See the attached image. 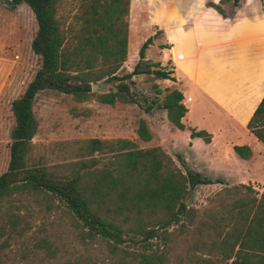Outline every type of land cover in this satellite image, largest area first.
I'll return each mask as SVG.
<instances>
[{"label": "trees", "instance_id": "1", "mask_svg": "<svg viewBox=\"0 0 264 264\" xmlns=\"http://www.w3.org/2000/svg\"><path fill=\"white\" fill-rule=\"evenodd\" d=\"M243 1L205 6L225 18L222 6L235 8ZM0 2L9 9L20 4L29 9L36 27L30 49L39 60L22 94L10 103L11 141L6 170L0 174V264H5L10 239L33 234L31 257L42 250L39 260L49 264H264V186L259 195L248 185L224 186L194 209L184 205L190 190L221 181L182 172L160 147L138 149L125 139L68 142L60 144L73 148L68 160L50 165L33 153L38 124L32 108L38 94H62L76 103L135 104L124 80L140 74L171 80L172 71L143 62L150 38L138 47L132 69L116 76L126 54L128 0H79L66 27L58 16L61 0ZM112 81L117 82L114 91H91V85ZM181 99L172 90L157 104L179 131L186 112ZM246 129L264 146V96ZM189 132L209 143L205 132ZM135 134L142 142L151 139L143 120ZM246 147L232 149L247 159ZM29 203L39 209L36 213L65 219L58 220V228L64 223L73 232L76 244L71 248L78 249L73 261L60 262V247L39 236L42 226L32 228ZM17 255L27 257L19 250Z\"/></svg>", "mask_w": 264, "mask_h": 264}, {"label": "crops", "instance_id": "2", "mask_svg": "<svg viewBox=\"0 0 264 264\" xmlns=\"http://www.w3.org/2000/svg\"><path fill=\"white\" fill-rule=\"evenodd\" d=\"M132 1L128 0L126 49L132 33L128 24ZM150 1L152 16L148 24L155 34L144 35L138 47L150 38L143 62L157 64L162 70L166 64L172 67L171 80L150 76L159 80L164 95L178 91L180 104L186 109L180 119L182 131L168 123L160 108L145 113L142 119L151 138L180 133L187 148L199 152L204 164L237 168L239 174L227 187L260 186L262 191L264 146L248 132L246 124L264 96V0H244L231 16L223 10L225 18L206 7L204 0ZM149 50L153 52L151 59L147 57ZM177 54L181 55L179 60H175ZM92 86L94 91L97 86ZM189 129L208 134L209 143L191 138ZM234 146H247L249 157H238ZM157 147L172 157L170 145L161 143ZM178 153L187 167L184 155Z\"/></svg>", "mask_w": 264, "mask_h": 264}, {"label": "rangeland", "instance_id": "3", "mask_svg": "<svg viewBox=\"0 0 264 264\" xmlns=\"http://www.w3.org/2000/svg\"><path fill=\"white\" fill-rule=\"evenodd\" d=\"M213 1L215 0H204L206 3ZM78 6L79 0H61L58 6V16L65 27L77 11ZM222 9L228 16H231L234 11V7L230 4L222 6ZM151 13L150 0L132 1V11L128 15V24H130L132 33L129 35L130 43L126 49L125 60L116 72L117 77L127 74L135 64L138 42L143 36L155 34L152 25L148 24L152 16ZM35 28L34 18L25 5L20 4L14 9H9L6 4L0 2V174L6 170L8 146L11 141L10 131L13 126V119L10 113V103L22 94L39 64L38 57L30 49ZM152 56L153 52L149 50L147 57L151 59ZM171 68L170 65L166 64L163 69L171 71ZM158 81L150 75H136L132 81H123L135 98L136 105L115 103L113 106H109L93 100L76 103L70 97L62 94H38L32 108L38 124L36 134L31 140L33 153L43 156L45 162L50 165L63 159L68 160L67 152L73 148L69 149L68 147L66 149L65 145L60 147L62 143L96 138L107 141L125 139L132 142L138 149L157 147L161 143L165 147L170 145L172 150L169 153L172 157L169 156L182 172H195L201 177L211 180L222 179L223 184L221 185H198L190 190L185 198V206L200 209L211 194L223 186L233 183L239 171L231 165L222 167L204 164L199 152L187 148L184 137L180 133L156 134L149 142H142L138 139L135 129L138 121L143 120L142 118L145 116L143 109L146 106H152V111H158L157 104L160 103L165 94L161 92L163 88L159 87ZM116 83L115 81L98 83L94 91L96 93L114 91ZM151 102L156 104L151 105ZM170 141L171 143H169ZM178 152L184 155L187 167ZM253 190L259 195L261 187L257 186ZM23 204L26 205V203ZM29 209L34 214L29 218L32 228L42 226L44 230L39 236H47L50 243L60 247L56 252V257H59L60 262L73 261L77 256L75 252L78 251L76 248H71L72 245L76 244L72 239L73 232L67 225L64 227V223L58 228V220L65 222V219L57 216L53 218L52 214L44 216L43 212L36 213L39 209L30 203ZM36 235L33 234L30 238L29 235H25L18 241L10 239L8 241L9 247L6 250L5 264H49L50 262L44 261L45 259L39 260V257L43 258L41 257L43 256L42 250L38 251L37 257H31L28 251ZM61 246H64L65 250L61 249ZM18 250L26 254L27 257L25 259L18 257Z\"/></svg>", "mask_w": 264, "mask_h": 264}, {"label": "built area", "instance_id": "4", "mask_svg": "<svg viewBox=\"0 0 264 264\" xmlns=\"http://www.w3.org/2000/svg\"><path fill=\"white\" fill-rule=\"evenodd\" d=\"M180 57H181V55H179V54H178V55H176V56H175V60H179V59H180Z\"/></svg>", "mask_w": 264, "mask_h": 264}, {"label": "water", "instance_id": "5", "mask_svg": "<svg viewBox=\"0 0 264 264\" xmlns=\"http://www.w3.org/2000/svg\"><path fill=\"white\" fill-rule=\"evenodd\" d=\"M93 88H94V86H92V88H91V89L93 90ZM184 205H186V200L184 201Z\"/></svg>", "mask_w": 264, "mask_h": 264}]
</instances>
